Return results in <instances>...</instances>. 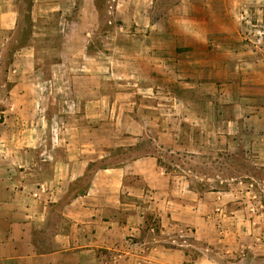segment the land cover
I'll return each instance as SVG.
<instances>
[{"label":"crops","instance_id":"0c3cea01","mask_svg":"<svg viewBox=\"0 0 264 264\" xmlns=\"http://www.w3.org/2000/svg\"><path fill=\"white\" fill-rule=\"evenodd\" d=\"M247 1L0 0L13 98L0 108L12 113L0 122V264H233L246 239L258 250L255 182L195 186L162 162L212 145L214 127L264 162V55L240 37ZM45 79L62 85L43 94ZM41 95L61 124L48 151ZM193 127L208 134H183ZM119 148L135 155L101 165Z\"/></svg>","mask_w":264,"mask_h":264},{"label":"rangeland","instance_id":"374dc122","mask_svg":"<svg viewBox=\"0 0 264 264\" xmlns=\"http://www.w3.org/2000/svg\"><path fill=\"white\" fill-rule=\"evenodd\" d=\"M25 3L28 0H23ZM108 0H98V4L101 10H107ZM236 4L239 3V0H235ZM240 6V4H239ZM242 7V19L240 26V37L242 39L243 44L246 48L251 49L253 52H259L264 55V0H254L247 1ZM22 14L24 16V22L27 24V13L25 10H22ZM105 27L108 24L104 23ZM26 34V27H24L23 35ZM48 48H44L43 46L39 50L42 52V56H47ZM43 58V57H42ZM41 67H45L44 63H40ZM60 79H45L38 82L37 88L42 90V93H46V91L50 87H58L61 86ZM7 85L4 84L0 80V108L4 110L5 106L3 104L9 105L12 103L13 98L6 91ZM42 97V105L37 104V108L35 111L34 117L39 124L41 130H43V142L40 144L41 151L50 150L51 142H54V138L61 133V124L58 122V117L51 114V110L48 111L46 108L47 102H52L48 100L49 97L47 95H41ZM63 97V96H60ZM51 99V98H50ZM65 98H61L64 100ZM2 106V107H1ZM59 108V106H58ZM6 110V108H5ZM54 111V109H53ZM59 115V114H58ZM18 116V115H16ZM60 116V115H59ZM11 118L12 113L0 112V122L5 120V118ZM52 117L54 119H52ZM24 127H20L19 129H23ZM208 131V130H207ZM210 134L213 138V144L210 146H202L198 153H190L192 156L190 157L189 153H185L178 158L169 157L167 154L164 156L165 160L162 161L164 164L172 167V165H179L182 168L190 169L194 173L190 175V178L193 181V185L201 186L202 183L198 181L202 179L203 182L206 183L207 188L212 189H226L230 188L234 183L238 180H242L244 182L252 181L255 182L254 185L258 189V192L264 198V162L263 160H256L248 157L245 152L248 150L247 147L241 148L237 147L235 144L229 147L222 145L219 140L221 136V131L219 127L211 128ZM184 135H192L193 137H203L208 134L204 132V128L193 127V128H183ZM51 138L52 141H46L48 138ZM1 142V141H0ZM2 144V143H1ZM53 147L57 146L55 143H52ZM135 155V152L131 149H123L119 148L114 151L113 158L104 161L101 165H117L122 161L129 159ZM248 236V235H247ZM262 236V234H261ZM256 244H252L250 238L245 240V252L243 256L240 257L239 260H233L231 258L229 261H233V264H264V238L260 241H257L258 250H254L252 248L255 247ZM254 250V251H253ZM231 264V262L229 263Z\"/></svg>","mask_w":264,"mask_h":264}]
</instances>
